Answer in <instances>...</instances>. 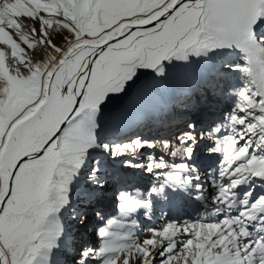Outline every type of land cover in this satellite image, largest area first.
Wrapping results in <instances>:
<instances>
[{
	"label": "snow or ice",
	"instance_id": "1",
	"mask_svg": "<svg viewBox=\"0 0 264 264\" xmlns=\"http://www.w3.org/2000/svg\"><path fill=\"white\" fill-rule=\"evenodd\" d=\"M193 57L213 61L221 119L101 135L113 101L150 98ZM201 151L221 156L211 194ZM116 159L155 182L117 189L105 219ZM173 196L212 210L139 236L137 214ZM90 228L98 245L77 240ZM0 264H264V0H0Z\"/></svg>",
	"mask_w": 264,
	"mask_h": 264
},
{
	"label": "bare ground",
	"instance_id": "2",
	"mask_svg": "<svg viewBox=\"0 0 264 264\" xmlns=\"http://www.w3.org/2000/svg\"><path fill=\"white\" fill-rule=\"evenodd\" d=\"M192 59H193V63L191 65H188L187 68L185 67V65L183 64V62H174L175 65H176V67L175 68H172V70L170 71V74H169L168 78L160 84L159 90L156 93H154L150 98H148L146 100H143V101H139V102L134 101L132 99V94H131V96H130V98H129L127 104H126V106L123 107L122 110H119V111H116V112H112V113L107 114V115L105 114L103 124H104V122H105V124H108L110 122V125L111 126L110 127L107 126L109 128V129L108 128L107 129L108 130H111L112 128H114V127L122 124L125 121V119H128L129 117H132L133 118V117H135V115L137 113H142V112H140L139 109H141L143 112L144 111H147V108H149L150 110L151 109H155V107H154V105L152 103L162 104V108H163L162 110L165 111V112L164 111H162V112H164L165 115L163 114V117H162L163 119L162 118L161 119H162V121H167V120L170 119V117L169 118L168 117H164V116H166V114H172L171 116H174V112L176 113V108H174V109H173V107L172 108H169L170 101H168V99H169L170 96H172V98H174L175 96H180V98L182 97V99H180V101L186 100V102L185 103H182V104H184L187 107H192L191 104L190 105H187L188 100H193L194 99L196 105H199V109H196V105H194L193 107H194L195 110L192 113L194 114V116L196 118H199V119L203 118L201 120H205V119L207 120V118L211 114V112L209 111L210 108L216 107V105L218 104V102L217 101L214 102L210 95L207 96V102H206V104L205 103L200 104L199 101H201V98H202L201 96H204L203 93L206 94V88L209 87V81H210V79L212 77H209V75H207L206 68H211L213 61H205L203 59L196 58V57H193ZM237 59H240L241 62H242V58L238 57ZM192 85H193V87H191ZM200 86H202L201 87L202 90L199 93L196 94L195 91H197L196 89H200L199 88ZM189 87H191V88L188 91V88ZM187 93H189V95ZM171 103H173V101H171ZM178 103H179V100L177 102H175L173 105H176ZM164 104L165 105H168V106H165ZM155 110L156 111H153V114L152 115H151V113L148 112L147 113V116L148 117H146V118H151V119H158V118H160V114L162 113V112H160L161 110H159V109H155ZM177 116H178V118L175 117L171 122L169 121L170 122L169 125L165 126L166 123H164L163 125L165 126V128L171 126L175 122H180V120L183 119L181 117V115L177 114ZM142 121L143 122H146L148 125H150V120L146 119V120H142ZM127 126L130 127V130H127V132L135 131V130H132L131 129V124H125V127H127ZM141 127H143V126H141ZM151 128H152V126H150V127L147 126L146 128H144V130L141 128L139 131H142V130L143 131H146V132L148 131V134L149 135H152L151 133H153V131L152 132L149 131V130H151ZM157 133H158L157 135H168V132H166L165 129H164V131L157 132ZM101 134H103V128H102V133ZM135 134H142V135H144L146 137L149 136V135H145L146 133H144V132L143 133L136 132V133H126V134H123V135H120V134L115 135V136L112 135L111 136V139L123 140V139H127L128 137H132ZM107 135H109V134H107ZM103 137H107V136L105 134H103ZM140 162H143V160H141ZM176 162L179 163L180 160L179 159H176ZM198 163H199V160H198ZM114 166L117 167L115 165V163H114ZM120 171H123V170L120 169ZM206 171H207L206 169L201 170L202 174L205 176L204 177V182H205V180H207L208 178H210V176H207ZM123 172H125V171H123ZM131 172L132 171H129V174H131ZM146 175L148 176V174H146ZM128 176L133 177V175H128ZM127 182L121 183L120 186L123 187V188L126 187L129 190H133L134 188H138V189H140L141 192H144L142 189H144V187L146 186V183L149 182V179L147 177V178L140 179V181H136V182L131 181V183H132L131 186H128L127 185L128 184ZM153 182H155V178L154 177H153L152 183ZM207 184H208V182L205 183V186H207ZM112 187H114V185ZM208 187H209V193H211L212 192L211 187L210 186H208ZM107 196L108 195L106 193L105 194V197L101 201H99L98 203H96L94 205L95 207H101V208H103V209H105V210L108 211L109 214L106 216V219L109 218V217H115V216H118L119 215L117 211H115V210L112 211V209H111V201L108 199ZM173 197H175V196H173ZM177 198H182V197L178 196ZM173 199H176V198H173ZM179 202H180V200H176L175 206L178 205ZM172 205H173V202H172ZM157 210L158 211L161 210V204L159 203V201L156 202L155 207L153 208L152 217H153V214L155 213V211H157ZM208 210L211 211L212 209L209 208ZM162 214H163V210H162V213H160L159 215L161 216ZM173 214H176V212L173 213ZM173 214L172 215H167L166 219H175V220L181 222ZM144 216L147 217L146 215H144ZM144 216H142V214H139V213L137 214V218L142 223L141 225H146L147 223L149 224L146 227L160 226L163 223V221H161V219L159 218V221H161L160 223L157 222L156 225L151 224L152 223V220H149V219L142 220V219H145ZM186 217H188V216H186ZM191 217L192 218L190 220L196 219L197 218V213H195V214L192 213L191 214ZM92 222H93V219H92ZM145 222H147V223L146 224H143ZM138 235L139 236H143V235H145V232H142L141 233V231H140L138 233ZM76 236H77V240L78 241H88V242L92 243L94 246L95 245H98V243H99V239L97 240V238L94 237L93 238L94 240H92L91 238H89L86 235H84L81 230L77 231Z\"/></svg>",
	"mask_w": 264,
	"mask_h": 264
},
{
	"label": "rangeland",
	"instance_id": "3",
	"mask_svg": "<svg viewBox=\"0 0 264 264\" xmlns=\"http://www.w3.org/2000/svg\"><path fill=\"white\" fill-rule=\"evenodd\" d=\"M238 58V57H237ZM238 60H240V59H238ZM241 61V60H240ZM206 70H207V75H209V77H212V75H213V73H211L212 71H211V68H206ZM142 72H150L151 70H141ZM211 75V76H210ZM206 77V76H205ZM208 79V78H207ZM206 79V80H207ZM211 80V79H210ZM205 81V80H204ZM203 82V81H202ZM191 87H193V85L191 86ZM191 87H189L188 88V91H189V89L191 88ZM202 86H200L199 88L200 89H196L197 91H195V93L197 94V93H199L201 90H202V88H201ZM208 88L209 87H207L206 88V93L208 92ZM190 93V92H189ZM189 93H187L188 95H189ZM194 94V93H193ZM204 94V96H201L202 98H201V101H199V103L200 104H202V103H205L206 104V102H205V93H203ZM130 96H131V93L128 95V96H125V97H122L121 99H119V100H115V101H113V103L111 104V105H109V107H108V109L106 110V112H105V114L107 115V114H110V113H112V112H116V111H119V110H122V108L123 107H125L126 106V104H127V102H128V100H129V98H130ZM182 96V95H181ZM209 96V95H208ZM211 96V95H210ZM195 98V97H194ZM211 98L213 99V101L215 102V101H217L218 102V104L216 105V107H212V108H210L212 111H210L211 112V114H217V115H219L220 114V116L221 115H223V113L221 114V112L222 111H224V113L228 110V102L227 101H225L222 97H212L211 96ZM180 99H182V97L180 98V96H175L174 98H172V96H170L169 97V99H168V101H170V105H169V108H172L173 107V109L174 108H176V113L177 114H179V115H181V117L183 118L182 120H180V122H175V123H173L171 126H169V127H166L165 128V126H167V125H169V123L176 117V118H178V116H177V114L174 112V116H171L172 114H166V116H164V117H170V119L169 120H167V121H162V117H163V114H164V110H162L163 108H162V104H158V103H152L153 105H154V107H155V109H159V110H161L160 112H162V111H164V112H162L161 114H160V118H158V119H151V118H146V117H148L147 116V113L149 112V113H151V115L153 114V111H156L155 109H149V108H147V111H142L141 109H139L140 110V112H142V113H137L136 115H135V117H129L128 119H125V121L122 123V124H120V125H118V126H116V127H114V128H112L111 130H108L109 128L108 127H110L111 125H110V122L108 123V124H105L104 125V129H103V134H105L106 136H108L107 134H111V135H113V136H115V135H117V134H120V135H123V134H126V133H136V132H141V133H146L145 135H149L148 134V131L146 132V131H143L144 130V128H146L147 126L148 127H150V126H152V128H151V130H149V131H153V132H161V131H164V129L166 130V131H175L178 127H182L183 126V124H184V122L185 121H187V120H189V119H195V116H194V114L192 113V112H194V105H196V103H195V101H194V99L193 100H188V103H187V105H192V107H187V106H185L184 104H182V103H185L186 102V100H183V101H180ZM179 100V103L178 104H176V105H173L175 102H177ZM200 100V99H199ZM171 101H173V103H171ZM165 105V104H164ZM165 106H168V105H165ZM198 107V108H197ZM165 108V107H164ZM196 109H199V105H196ZM216 110V111H215ZM159 112V113H160ZM168 113V112H167ZM130 114V113H129ZM162 115V116H161ZM165 115V114H164ZM155 116V115H154ZM153 116V117H154ZM152 117V118H153ZM155 118V117H154ZM162 118V119H161ZM146 119H148V120H150V125H148L146 122H143L142 120H146ZM160 119V120H159ZM201 119H203V118H201ZM170 121V122H169ZM130 122V123H129ZM164 123H166L165 124V126L163 125ZM125 124H131V129L132 130H135V131H130V132H127V130H130V127H125ZM123 125V126H122ZM108 126V127H107ZM141 126H143V127H141ZM106 127V128H105ZM123 127V128H122ZM108 128V129H107ZM143 129L142 131H139L140 129ZM107 131V132H106ZM122 133V134H121ZM103 134H101L102 136H103ZM110 137V136H109ZM210 159L211 158H209V159H207V161H210ZM220 159H221V156H220V154H218L217 153V156H215L213 159H211V161L212 162H214V163H219V161H220ZM118 164V163H117ZM120 164V163H119ZM119 167H120V169H122L123 171H125V172H123V171H121L120 172V174H122V177H124V182H127L128 183V185H130L131 186V181H134V180H138V181H140V179H143V178H147L148 177V179H149V182H147L146 183V186L144 187V189H142L143 191H145L148 187H150V184L152 183V180H153V177L152 176H150L149 174H148V176L145 174V173H141L140 171H138V170H132V169H125L122 165H119ZM129 171H132L131 172V174H129ZM127 177H126V176ZM128 175H133V177H131V176H128ZM114 176H118L117 175V172H115V174H114ZM154 183V182H153ZM112 184H115V180L113 179V181H112ZM107 192V191H106ZM119 214V213H118ZM117 214V215H118ZM139 214H142V216H144V214H143V212L141 211ZM161 216L157 213V214H154V216L152 217V223L151 224H154V225H156L157 224V222H161V221H159V218H160ZM145 218V217H144ZM142 219V218H141ZM157 219V220H156ZM142 220H144V219H142ZM147 222H145V223H143V224H146ZM142 224V223H141ZM100 225H102L103 226V222H100ZM149 224L147 223L146 225H141V233L142 232H144L143 231V229L146 227V226H148ZM84 233V232H83ZM86 234V233H85ZM91 237H93V236H91Z\"/></svg>",
	"mask_w": 264,
	"mask_h": 264
}]
</instances>
